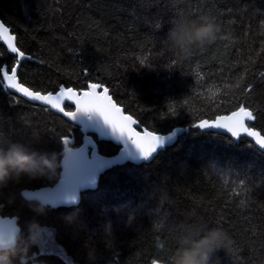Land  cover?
Listing matches in <instances>:
<instances>
[{"label":"trees","instance_id":"trees-1","mask_svg":"<svg viewBox=\"0 0 264 264\" xmlns=\"http://www.w3.org/2000/svg\"><path fill=\"white\" fill-rule=\"evenodd\" d=\"M0 19L32 58L22 61L18 78L34 91L103 85L126 113L158 133L229 114L244 102L257 116L250 126L264 135V0H0ZM206 21L217 26L214 40L182 47L171 38L180 26ZM14 57L0 43V66L10 71ZM65 136L73 146L82 142L78 126L0 86V147L18 141L55 151L61 161ZM93 137L101 154L118 151ZM234 140L193 129L147 163L106 170L71 209H46L21 195L53 185L60 167L51 178L10 182L0 189V214L18 218L17 241L27 248L0 251V261L152 264L165 256L173 264L176 249L202 233L194 230L181 244L184 229L212 224L227 237L212 264L217 258L218 264H264V152L246 137ZM39 205L43 214L34 210Z\"/></svg>","mask_w":264,"mask_h":264},{"label":"snow or ice","instance_id":"snow-or-ice-1","mask_svg":"<svg viewBox=\"0 0 264 264\" xmlns=\"http://www.w3.org/2000/svg\"><path fill=\"white\" fill-rule=\"evenodd\" d=\"M0 39L7 44L10 53L15 54V62L10 71L7 66H0V86H4L5 90H15L30 101H39L50 106V109L63 113L65 117L80 126L81 131L85 134L84 146L75 150L69 147V138L62 137L68 152L67 163L61 166L60 180L55 188L37 192L24 191L22 193L24 198H30L33 203H43L46 209L76 207L79 203L80 192L94 187L97 176L102 171L124 162H147L158 151L164 150L166 146L174 143L179 136L191 134L193 129L201 131L223 130L220 134H230L231 138H235L234 143H238L243 137H250L255 141L253 146L258 145L259 150L264 151V135L249 124V122L256 120L257 116L244 102H241L239 107L230 114L219 115L215 120L200 119L190 128L177 127L168 135H159L147 129L143 133L137 132L133 125L138 124V122L133 120L131 116L122 114L121 109L112 102L107 88H104L103 92H98L97 89L102 87L101 85L91 83L88 85V90L82 92L71 87L61 86L59 91L48 92L47 94L26 87L18 81V72L22 61L29 57L25 51L16 46L15 36L9 33V28L3 23H0ZM140 63H145L144 59H141ZM252 88L253 85L248 84L243 91L247 93ZM65 101H72L75 104V110L66 111ZM168 111L172 117L179 115L175 108H169ZM89 132L97 134L101 139H111L118 145H123L119 155L111 159L99 155L95 142L88 135ZM40 182L44 183V181ZM16 224V220H0V238L11 243L22 231ZM205 226L207 228L213 227L212 224ZM44 235L47 237V233ZM161 251H163V245H161ZM44 254H48L47 251ZM161 260L164 261V264H170L165 256L153 259L152 264H160Z\"/></svg>","mask_w":264,"mask_h":264},{"label":"clouds","instance_id":"clouds-1","mask_svg":"<svg viewBox=\"0 0 264 264\" xmlns=\"http://www.w3.org/2000/svg\"><path fill=\"white\" fill-rule=\"evenodd\" d=\"M217 26L212 21H206L201 25H193L192 27L180 26L171 33L176 43L182 47L192 43H204L205 41L214 40L216 38ZM67 149L64 146L62 161L58 160V153L40 152L36 149H30L20 142L9 140L7 147H0V189L7 187L12 183H19L22 178L37 179L41 177L51 178L55 175L56 169L66 164ZM121 206H114L113 211L119 213ZM43 214L44 206L39 205L34 209ZM135 212H129L126 226H131V222L135 220ZM67 219L72 221L71 214ZM201 232L197 240L191 242L188 247H180L176 249L173 264H212L214 252L222 246L227 239L226 233L221 228H207L202 224L188 226L184 232L178 237V241L184 244L193 231ZM31 239V237H29ZM27 243L21 247L17 239H13L11 243L0 239V251L8 252L15 255L17 251L26 252ZM2 264V261H0ZM23 264V260L21 261ZM218 264V258H217Z\"/></svg>","mask_w":264,"mask_h":264},{"label":"water","instance_id":"water-1","mask_svg":"<svg viewBox=\"0 0 264 264\" xmlns=\"http://www.w3.org/2000/svg\"><path fill=\"white\" fill-rule=\"evenodd\" d=\"M0 23H3L1 19H0ZM3 24H4V23H3ZM4 25H5V24H4ZM5 26H6V25H5ZM6 27H8V26H6ZM8 28H9V27H8ZM9 33H10L11 35L15 36V34H13V33L11 32L10 28H9ZM15 38H16V36H15ZM14 42L16 43V39H15ZM0 43H1L2 45H4V47H5V48L7 49V51L10 53V51L8 50V46H7V44L4 42V40L0 39ZM10 54H12V53H10ZM12 55H15V54H12ZM27 56L29 57L28 59L32 60V58H31L29 55H27ZM4 66H5V65H4ZM18 81L20 82L19 78H18ZM90 84H91V83H90ZM98 85H99V84H98ZM25 86H26V85H25ZM101 86H102V87H99V88L97 89L98 92H103V89H104V88H107V87H105V86H103V85H101ZM3 87H4V86H3ZM26 87H27V86H26ZM60 87H61V86H60ZM60 87H59V89H58L57 91L60 90ZM65 88H66V87H65ZM107 89H108V88H107ZM31 90H32V89H31ZM87 90H88V87H87L86 89L77 90V91L82 92V91H87ZM8 91H11V92L16 93L17 95L21 96L22 98H24L25 100H27V101H29V102L37 103V104H39V105H41V106H45V107H48V108L50 109V106L45 105V104H42V103L39 102V101H30L27 97H24V96H22V94L15 92V90H11V89H9ZM33 91H34V90H33ZM57 91H55V92H57ZM55 92H53V93H55ZM47 93H48V92L43 93V94H47ZM108 95L111 97L112 102H113L117 107H119V108L121 109V112H122L123 115H125V116H131V115H129L128 113H126V112L124 111L123 107L119 106V105L114 101V99L112 98V96H111V94H110V92H109V89H108ZM66 103L69 104L70 106H72V109H71V110H66V109H65L66 111H74V110H75V104H74L72 101H65L64 105H65ZM51 110H52L53 112H55V113L61 115V116H62L63 118H65L67 121L71 122L73 125L78 126L75 122L71 121L68 117H65V116L63 115V113H60V112H58V111L55 110V109H51ZM234 111H235V110H234ZM230 113H231V112H230ZM230 113H229V114H230ZM224 115H226V114H224ZM218 116H219V115H218ZM131 117H132V116H131ZM216 117H217V116H216ZM216 117H215V118H216ZM215 118H213V119H211V120H215ZM132 119H133V120H136L134 117H132ZM136 121H137V120H136ZM137 122H138V121H137ZM251 122H253V121H251ZM251 122H249V123H251ZM78 127H79V129H80V131H81L80 126H78ZM133 127L136 129L137 132H141V133H143V131L146 129V128H145L144 126H142L139 122H138V124L133 125ZM175 128H177V127H175ZM175 128H173L171 131H173ZM184 128H185V127H184ZM147 130H148V129H147ZM255 130H256V129H255ZM148 131H150V130H148ZM171 131H169V132H167V133H158V132H155V133H157V134H159V135H168ZM205 131H213V132L222 133L223 130L211 129V130H205ZM257 131H258V130H257ZM152 132H153V131H152ZM81 133H82V142H81L80 145H78V146H73L74 138H72V137L69 138V140H70L69 147H71L73 150H75V149H79V148H81L82 146H84V137H85V134H84L82 131H81ZM88 135H90L91 138L93 139V141L95 142V146H96V150H97L98 154L101 155V156H103L104 158L111 159V158H113V157L119 155L120 149L123 147V145H118L114 140H111V139H101L97 134H94V133L89 132ZM93 135L96 136V139H97V140H107V141H111V142H113L115 145H117V146L119 147L118 151H117L115 154H113V155H103V154H101V153L99 152V150H98V146H97L96 140L94 139ZM225 135L230 136V134H225ZM246 138H248L252 143L255 144V141H254L252 138H250V137H246ZM177 139H178V138H177ZM177 139H176V140H177ZM172 144H173V143H172ZM172 144H171V145H172ZM166 147H168V146H166ZM166 147H165V148H166ZM256 147L259 149V146H258V145H257ZM160 151H162V150H160ZM160 151H158V153H159ZM62 152H63V150H62ZM263 152H264V151H263ZM158 153H157V154H158ZM157 154H155V155L153 156V158H154ZM153 158H151L149 161H151ZM62 159H63V156H62V158H61V161H62ZM149 161H147V162H149ZM147 162H138V163H134V164L147 163ZM124 163H126V162H124ZM124 163H122V164H124ZM131 163H133V162H131ZM119 165H121V164H119ZM113 166H116V165H113ZM113 166H111V167H113ZM111 167H110V168H111ZM60 168H61V167H60ZM110 168H108V169H110ZM108 169H105L104 171H102V172L97 176V181H96V184H95L94 187H91V188H88V189H84V190H82V191L80 192V194H79L80 198H81V194H82V192L87 191V190H93V189H95V188L97 187L100 176H101L106 170H108ZM61 171H62V168H61L60 172H61ZM59 180H60V176H59L58 180H57L53 185H51V186H44V187L34 188V189H23V190L21 191V195H22V193H23L24 191L37 192V191L48 190L49 188H55L56 185H57V183L59 182ZM22 197H23V196H22ZM23 198H24V197H23ZM25 199H27V200H31L30 198H25ZM79 202H80V199H79ZM40 204H43V203H40ZM43 205H44V204H43ZM0 220H4V221L16 220V221L18 222V218H17L16 216H2L1 214H0ZM16 226H17L18 228H20L19 225H18V223L16 224ZM17 237H18V236H17ZM17 237H16V239H17ZM0 239H2V238H0Z\"/></svg>","mask_w":264,"mask_h":264},{"label":"bare ground","instance_id":"bare-ground-1","mask_svg":"<svg viewBox=\"0 0 264 264\" xmlns=\"http://www.w3.org/2000/svg\"><path fill=\"white\" fill-rule=\"evenodd\" d=\"M207 119V118H206Z\"/></svg>","mask_w":264,"mask_h":264}]
</instances>
